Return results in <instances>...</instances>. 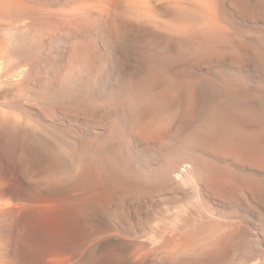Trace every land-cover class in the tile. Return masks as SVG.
Returning a JSON list of instances; mask_svg holds the SVG:
<instances>
[{
    "label": "rangeland",
    "instance_id": "obj_1",
    "mask_svg": "<svg viewBox=\"0 0 264 264\" xmlns=\"http://www.w3.org/2000/svg\"><path fill=\"white\" fill-rule=\"evenodd\" d=\"M58 1L32 0L25 11L31 17L28 28L11 23L13 18L11 15H0V65L8 64L12 68L19 65V70L23 69L22 76L21 73L17 75V72L9 71L12 82L0 78V118L31 122L30 124L39 127L38 129L41 128L44 134L50 135L59 143L62 141L60 144L64 143V147H71L72 149L69 150L74 151L76 155L79 154L81 160L90 157L91 160L94 159L93 164L96 162L97 167L107 172L130 173L133 170L130 174L135 176L136 181L132 179L134 183L130 180L123 186L125 185L129 190L133 187L132 192L141 190L142 193L144 190L143 194L138 198L130 199L117 193L113 202L110 201V204L114 205L112 209L116 210L119 207L122 220H126L123 221L125 223L122 224V228L113 225L112 229L95 231L92 233L95 236L91 235L90 239L94 240L95 237L102 235L101 232L120 233L119 235L126 237L125 239L132 237L137 240L142 237L144 239L146 233L143 232H151L163 217L172 215L177 209L183 208L182 205L184 209L187 207L185 209L187 211L193 206L198 207L197 209L211 222L214 220L224 225V229L217 232L218 236H222L223 233L226 235L227 232V234L232 233L228 238L229 242L225 244L230 249L228 253L230 260L235 261L234 263L231 261L232 264H264V218L253 211L258 208L257 201L264 204V173L253 176L250 172L239 169L237 163L228 156L187 139L189 131L195 124L193 122H196L199 116L193 105L187 111L182 110L185 91L206 78L227 79L225 73L220 71L221 69L200 64L198 61L175 57L174 49H167L164 46V40L157 36L153 24L137 25L135 19L130 20L134 22L132 31H128V35L120 41L121 45H117L116 51L110 52L106 49L103 38L97 40L95 26L93 28V25L85 22L83 12L78 9L76 3L72 2L73 0H69L70 2L60 0L59 3ZM217 1L215 0L217 4L222 3V6L225 3L224 12H227L226 17L230 21L228 30L238 39L233 46H227L229 50H226L232 49L235 52L239 50L240 52L237 53L243 60H250L257 51L264 49V4L262 3L264 0ZM246 3L253 7L249 8ZM237 6L247 7L246 9L258 11L260 14L258 13V17L254 19L250 16L244 17L238 12ZM161 9L158 8L156 13L164 18L165 13ZM11 12L15 11L9 13ZM245 55L247 56L244 57ZM158 58L167 59L164 61V66L172 78L176 91L165 89L164 81L151 83L147 79L152 62ZM153 116H157L160 123L149 124V117ZM187 162L190 168H185L183 180H174L172 170L183 167ZM219 173L226 174L227 180L240 179L241 184L238 188H228L216 183L215 178ZM169 174L172 180H167ZM257 189L259 192L256 193ZM196 194L201 200H197ZM246 199L250 201L247 200L249 204ZM196 201L201 202L202 205ZM109 211L107 207L103 214L94 210L91 215L98 219L97 221L103 222V217H111ZM207 218L203 219V222ZM155 223L157 224L152 227ZM27 224L29 229L24 234L22 244L26 251L37 252L40 249V237L44 238L52 228L53 219L50 216L38 218V214L35 213L28 219ZM129 224L133 226L131 227L134 232L131 231ZM238 224L240 227L236 226ZM235 227L241 229L237 230ZM233 228L235 234L232 232ZM0 231V239H8L4 236L3 229L0 228ZM21 236L23 237V234ZM234 242L240 244V246L237 244L239 248ZM229 244L234 245L233 250ZM227 251L229 252L228 249ZM243 253L246 255L244 256Z\"/></svg>",
    "mask_w": 264,
    "mask_h": 264
},
{
    "label": "bare ground",
    "instance_id": "obj_2",
    "mask_svg": "<svg viewBox=\"0 0 264 264\" xmlns=\"http://www.w3.org/2000/svg\"><path fill=\"white\" fill-rule=\"evenodd\" d=\"M31 2L32 0H0V15H11L13 17L11 23L28 28L31 17L25 11ZM72 2L76 3L78 9L83 12L85 22L93 25V28L95 26L97 40L103 38L106 49L110 52H114L120 41L128 35L134 23L130 20L135 19L137 25L153 24L157 36L164 40V46L167 49H174L172 50L175 57L198 61L200 64L221 69L227 79L206 78L188 87L184 93L182 110L187 111L193 105L199 116L198 120L193 122L195 124L189 131L187 139L228 156L237 163L239 169L250 172L253 176L264 173V49L257 51L250 60H243L237 49L236 52L232 49L226 50L238 39L228 30L230 21L226 17L227 12H224L225 3L222 6V3L217 4L215 0H73ZM262 3L264 4V1ZM158 8L164 10V18L156 13ZM246 8L237 6L238 12L244 17L250 16L253 19L258 17V11ZM10 11L15 12L9 13ZM165 60L167 59L158 58L152 62L147 79L151 83L164 81L165 89L176 91L172 78L164 66ZM3 64L0 65V71L5 70L0 72V78L5 80L12 79L9 71H15L18 75L23 70H19V65L12 68L8 64ZM149 118V124L160 123L157 116ZM30 123L0 118V228L3 229L4 236L9 239H0V264H232L228 254L230 249L225 246L232 234L231 229L227 230L231 234H227L226 231V235L223 233L222 236H218L217 232L222 231L224 225L214 220L211 222L197 209L198 207L193 206L187 211L185 210L187 207L184 209L182 205L183 208L175 209L172 215L163 217L164 219L159 220L160 223L152 225L153 227L157 224L153 229L149 227L151 232H143V234L148 233L144 234V239L142 237L137 240L132 237L134 241L132 238H123L120 233L109 234V232L108 234L101 232L102 235L95 237L94 240L90 239L95 231L109 230L113 225L122 228V224L125 223L123 221L126 220L121 218L120 208L113 210L114 205L110 204L117 193L135 199L141 196L144 190L141 193V190L133 189L132 192L133 187L129 190L125 185L123 186L132 179L136 181L135 176L130 174L133 170L130 173H122V171L113 173L109 171V173L97 167L96 162L93 164L94 159L91 160L90 157L81 160L79 154L76 155L74 151L69 150L71 147H64V143L60 144L62 141L59 143L55 138L44 134L41 128L38 129L39 127ZM187 167L190 168L189 162L179 169H173L174 180H183ZM227 178L226 174L219 173L215 182L228 188H238L241 184L240 179L238 181L231 179V181ZM167 180H172L170 174ZM258 190L256 193L259 192ZM242 192L244 195V191ZM197 198L201 200L198 195ZM252 198L256 199L253 196ZM196 202L202 205L201 202ZM257 202L259 203H255L258 208L252 210L256 215L264 218V204ZM256 206L254 205L255 208ZM107 207L110 209L111 217H103V222L97 221L98 219L91 215L94 210L103 214ZM35 213L38 214V218L50 216L53 219V226L44 238L40 237V249L37 252H29L25 250L22 240L29 229L27 221ZM206 218L207 220L203 222ZM136 226L139 228L137 224ZM236 226L240 227L239 224ZM132 227L131 231L134 230ZM233 230L235 231L234 228L232 232ZM233 237L235 238V235ZM237 244L238 242L234 245L238 247L241 243ZM234 245H231L232 250Z\"/></svg>",
    "mask_w": 264,
    "mask_h": 264
}]
</instances>
